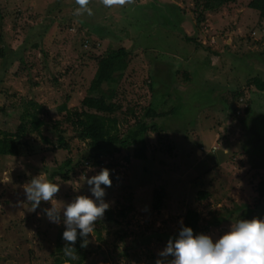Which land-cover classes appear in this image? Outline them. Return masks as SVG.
Instances as JSON below:
<instances>
[{"label":"rangeland","instance_id":"rangeland-1","mask_svg":"<svg viewBox=\"0 0 264 264\" xmlns=\"http://www.w3.org/2000/svg\"><path fill=\"white\" fill-rule=\"evenodd\" d=\"M251 1L207 12L199 25L197 0H115L110 6L86 0L83 7L76 0H0V35L9 55L0 67L10 66L6 74L0 68V129L14 132L23 147L19 156L0 153V264L64 258L55 249L65 227L41 209L52 203L59 210L77 195H90L81 175L91 177L113 162L104 197L113 220L104 213L94 222L86 264H155L190 210L214 241L238 219H264L257 193L264 181V92L249 82L264 79V22L248 9ZM159 18L171 21L168 31ZM121 48L129 56L116 88L118 128L126 132L138 121L158 126L146 137V160H136L131 149L94 166L84 160L90 145L71 126L64 127L70 150H58L21 122L22 100H35L55 120L83 109L99 59ZM148 109L167 117L148 118ZM43 133L57 146L50 126ZM68 159L74 171L64 178L58 171ZM39 174L60 187L55 200L33 212L23 185ZM156 192L165 196L160 211L153 207ZM201 192L210 198L199 199Z\"/></svg>","mask_w":264,"mask_h":264},{"label":"trees","instance_id":"trees-1","mask_svg":"<svg viewBox=\"0 0 264 264\" xmlns=\"http://www.w3.org/2000/svg\"><path fill=\"white\" fill-rule=\"evenodd\" d=\"M136 1V0H135ZM239 0H197L196 7L200 8V13L197 17L198 24L201 25L207 12L214 13L228 4H235ZM248 9L257 13L260 23L264 22V0H252L248 5ZM161 27L163 30L168 31L171 27L169 19H160ZM188 41L192 39L188 38ZM3 38L0 35V58L4 63H9V55L6 48L2 47ZM129 52L125 48L117 51H112L107 55L101 57L98 62V69L95 74L94 80L88 90V95L82 101L83 109H73L66 111L61 119H54L49 117L46 113L44 106L35 100H22L18 106L21 108L20 120L25 125H29L35 130L37 135H40L46 145H51L52 149L70 150V147L65 139V125L71 126L72 130L77 133L81 141L88 142L90 149L88 154L84 157L85 161L92 160L94 166L101 165L102 157L108 159H115L117 156L122 155L123 151L133 149V156L136 160L144 161L147 159V141L146 137L149 132H158L157 125L149 126L144 121H138L134 126L129 128L126 132H121L118 128L120 120L116 114L122 111V107L115 102L117 97V84L123 73L128 68ZM11 57V55H10ZM5 60V61H4ZM7 60V61H6ZM23 63V61H22ZM21 64V63H20ZM9 65L5 64L1 68L5 74L9 70ZM250 84L255 86L257 90L264 92V79L255 77L249 81ZM175 110L171 114H174ZM45 114V116H43ZM126 114V113H125ZM127 115V114H126ZM47 116V119H46ZM132 117L135 116L131 114ZM148 118H161L167 117V114H157L152 109H148ZM126 119L128 117H125ZM128 120V119H127ZM50 126L51 130L59 136L57 146L53 141L46 137L43 129ZM49 134V133H47ZM22 141L13 132H6L0 129V153L4 156H19L22 153ZM172 151V148L169 150ZM79 162V161H77ZM115 164L114 162L111 163ZM73 161L68 159L64 167H60L58 173L65 172L64 178H68L72 169ZM80 163H75L79 167ZM108 165L111 170L112 166ZM73 170V171H72ZM210 174V172H209ZM257 193H259L260 200L264 199V181L259 182L257 186ZM210 193H199V199L210 198ZM163 192H156L153 199V207L156 211H160L163 206L164 200ZM105 216L108 220H113V212L106 211ZM118 216L124 218L125 215L122 211L118 212ZM200 214L197 211H188L186 214L183 226L191 227L194 234H207L208 229L200 226ZM65 241L62 240V235L58 236L56 245V254H63L64 258L56 259L57 264H86L89 251L86 247L81 248V240L78 236L75 242V251L73 257H68L62 251ZM60 258V257H58Z\"/></svg>","mask_w":264,"mask_h":264},{"label":"clouds","instance_id":"clouds-1","mask_svg":"<svg viewBox=\"0 0 264 264\" xmlns=\"http://www.w3.org/2000/svg\"><path fill=\"white\" fill-rule=\"evenodd\" d=\"M76 2L83 7L86 0ZM114 2L115 0H103L106 6ZM81 178L89 186L90 195H77L59 210L51 203L55 200L54 194L59 191L58 184L39 174L23 185L26 202L31 204L33 212L40 207L42 201L51 203L52 207L41 211L49 222L64 225L62 240L66 243L62 251L68 257H73L78 236L81 240L80 247L87 246V238L93 231L94 222L109 208L104 200L105 188L112 185L109 169L102 168L91 177L85 179L81 175ZM158 256L155 264H264V219H238L215 241L209 235L194 234L191 227L183 226L181 222L176 236L167 241ZM167 257L171 259L166 260Z\"/></svg>","mask_w":264,"mask_h":264},{"label":"crops","instance_id":"crops-1","mask_svg":"<svg viewBox=\"0 0 264 264\" xmlns=\"http://www.w3.org/2000/svg\"><path fill=\"white\" fill-rule=\"evenodd\" d=\"M141 4H145V1H142V3Z\"/></svg>","mask_w":264,"mask_h":264}]
</instances>
